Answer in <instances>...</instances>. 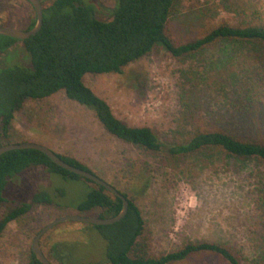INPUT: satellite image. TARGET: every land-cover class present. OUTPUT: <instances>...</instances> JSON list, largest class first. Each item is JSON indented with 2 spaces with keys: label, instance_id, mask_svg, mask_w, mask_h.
<instances>
[{
  "label": "rangeland",
  "instance_id": "rangeland-1",
  "mask_svg": "<svg viewBox=\"0 0 264 264\" xmlns=\"http://www.w3.org/2000/svg\"><path fill=\"white\" fill-rule=\"evenodd\" d=\"M82 2L97 18L111 19L115 0ZM177 8L179 14L171 19L170 28L180 43L198 39L221 23H264V0H177ZM35 18L28 1L0 0L1 27L27 30ZM223 48L212 47L193 62L155 52L122 74H88L84 82L106 100L119 119L129 126L155 130L167 147L185 141V132L192 130V125L186 126L190 122L203 129L225 126L264 139V69L253 53L236 47L228 50L225 65L220 63ZM21 51V45H15L8 59L6 55L0 58V66L24 61ZM235 70L252 77L249 87L258 99L251 109L256 112L245 121L237 116L246 101L234 88L225 89ZM19 142L44 145L76 159L127 194L142 211L156 255L189 242L230 244L250 261L264 251L261 218L255 207L259 171L254 164L228 161L220 155L202 162L169 163L165 155L144 154L108 134L92 111L69 100L64 92L29 102L17 113L10 139L0 135V147ZM94 187L44 167L29 168L13 178L3 193L6 199L23 203L48 193L54 206H37L7 227L0 237V264H28L35 236L55 219L70 215L98 218L96 211L78 209ZM59 243L79 264L104 262L106 242L92 225L68 222L55 226L41 240L43 253L49 257L52 246ZM185 264L219 263L212 257H195Z\"/></svg>",
  "mask_w": 264,
  "mask_h": 264
},
{
  "label": "trees",
  "instance_id": "trees-1",
  "mask_svg": "<svg viewBox=\"0 0 264 264\" xmlns=\"http://www.w3.org/2000/svg\"><path fill=\"white\" fill-rule=\"evenodd\" d=\"M82 1L43 0V26L36 35L23 41L0 36V58L6 55L8 59L15 45H21L26 57L24 61L0 66L1 138L10 139L16 115L27 103L64 92L69 100L92 111L108 134L144 154L165 155L164 160L169 163L187 159L202 162L220 155L228 161L254 164L259 171L255 207L260 214L264 239V139L256 134L242 135L225 126L203 129L190 122L186 126L192 125V130L185 132V141L167 147L155 130L129 126L119 119L106 100L84 82L88 74H122L130 65L160 51L178 61L193 62L217 45L225 49L220 63L225 65L228 50L236 47L253 53L264 69V23L237 26L221 23L207 29L198 39L180 43L170 28L171 19L179 14L177 0H115L111 19L107 21L97 18L96 12ZM36 23L37 17L26 31ZM242 71L230 72L225 89L234 88L246 101L247 105L237 116L245 121L256 112L251 109L258 99L249 87L252 77L241 74ZM59 157L92 172L76 159ZM32 167H44L64 178L93 184L95 187L78 206L82 212L96 211L99 218H112L122 211L120 198L58 167L45 154L36 150L12 151L0 156V237L11 223L18 222L37 206H54L48 193H39L23 203L4 197L12 179ZM122 194L129 201L126 217L113 225L94 226L106 242L103 264H185L195 257H212L219 264H264V251L250 261L226 243L189 242L170 253L156 255L141 209L127 194ZM62 247L61 243L53 245L48 259L59 264H79ZM28 264L42 263L31 251Z\"/></svg>",
  "mask_w": 264,
  "mask_h": 264
},
{
  "label": "water",
  "instance_id": "water-1",
  "mask_svg": "<svg viewBox=\"0 0 264 264\" xmlns=\"http://www.w3.org/2000/svg\"><path fill=\"white\" fill-rule=\"evenodd\" d=\"M32 6L34 7L36 11L37 16V23L34 26L33 29L26 31L21 30L17 28H9V27H1L0 26V36L10 37L16 40H27L30 37L36 35L43 26V7L41 0H28ZM18 150H36L43 154H45L54 164H56L58 167L75 174L83 179H86L88 181L93 182L94 184L103 187L108 192H110L112 195L120 198L123 202V208L122 211L116 216L112 218H97V217H81L76 215H70L61 217L58 219H55L51 221L49 224H47L38 234L35 236L33 243H32V252L35 255V257L42 263V264H53L52 261L48 259V257L43 253L42 247H41V240L43 236L49 232L52 228H54L57 225L68 223V222H78V223H84L88 225L93 226H109L116 224L120 221H122L129 209V201L128 199L120 193L119 190H117L115 187H113L108 182L102 180L99 178L95 173L89 172L83 169H80L78 167H75L66 161H64L59 155L51 150L50 148L40 145L37 143L32 142H23V143H17V144H8L5 146L0 147V156L3 154H6L8 152L12 151H18Z\"/></svg>",
  "mask_w": 264,
  "mask_h": 264
},
{
  "label": "flooded vegetation",
  "instance_id": "flooded-vegetation-1",
  "mask_svg": "<svg viewBox=\"0 0 264 264\" xmlns=\"http://www.w3.org/2000/svg\"><path fill=\"white\" fill-rule=\"evenodd\" d=\"M26 1H28V0H26ZM28 2H29V1H28ZM41 2H42V1H41ZM29 3H30V2H29ZM30 5L32 6V4H31V3H30ZM32 7H33V6H32ZM33 9H34V7H33ZM34 10H35V9H34ZM35 13H36V11H35ZM36 17H37V16H36ZM29 26H30V25H29ZM29 26H28V27H29Z\"/></svg>",
  "mask_w": 264,
  "mask_h": 264
}]
</instances>
